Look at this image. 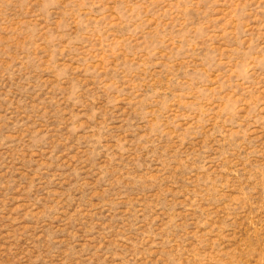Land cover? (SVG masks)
<instances>
[{
    "label": "rangeland",
    "instance_id": "rangeland-1",
    "mask_svg": "<svg viewBox=\"0 0 264 264\" xmlns=\"http://www.w3.org/2000/svg\"><path fill=\"white\" fill-rule=\"evenodd\" d=\"M0 264H264V0H0Z\"/></svg>",
    "mask_w": 264,
    "mask_h": 264
}]
</instances>
